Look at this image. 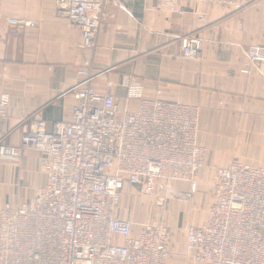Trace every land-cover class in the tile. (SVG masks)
Returning <instances> with one entry per match:
<instances>
[{"label":"built area","instance_id":"2783aa9c","mask_svg":"<svg viewBox=\"0 0 264 264\" xmlns=\"http://www.w3.org/2000/svg\"><path fill=\"white\" fill-rule=\"evenodd\" d=\"M114 1L57 0L58 13L80 30L92 56ZM252 1L160 0V5L178 12L191 2L241 10ZM180 44L185 58L200 56V37L183 36ZM92 59L78 70L85 80L72 89L67 118L46 122L32 116L19 144L0 143V160L20 163L36 151L46 174L28 199L0 206V264H168L174 251L164 215L140 221L135 210L124 208V198L135 189L164 208L179 195L171 182L187 183L195 193L206 168L212 203L202 223L186 226L189 256L199 264H264V164L235 159L209 166L199 140V105L166 100L161 90L148 97L140 83L129 85L122 105L112 80L105 91L90 81ZM263 64L264 45H252L240 72L252 75ZM10 107V95L3 93L0 119Z\"/></svg>","mask_w":264,"mask_h":264},{"label":"crops","instance_id":"0c3cea01","mask_svg":"<svg viewBox=\"0 0 264 264\" xmlns=\"http://www.w3.org/2000/svg\"><path fill=\"white\" fill-rule=\"evenodd\" d=\"M9 18L27 24L12 25ZM187 35L202 40L195 59L182 55L180 38ZM98 42L92 56L80 30L58 13L57 0H0V96L11 98L9 115L0 119V143L19 144L32 116L67 118L72 89L85 80L78 70L92 57L90 81L105 91L112 80L122 105L134 83L145 86L148 97L161 90L166 100L199 105L208 164H264V64L252 75L240 72L248 49L264 45V0L241 10L191 2L183 12L163 8L159 0H115L106 8ZM0 174V206L28 199L46 179L36 151L20 163L0 160ZM199 185L191 193L187 183L173 181L179 195L164 208L152 203L147 210L146 220L164 215L172 230L168 264H199L188 254L186 226L202 223L210 206L205 172Z\"/></svg>","mask_w":264,"mask_h":264},{"label":"rangeland","instance_id":"374dc122","mask_svg":"<svg viewBox=\"0 0 264 264\" xmlns=\"http://www.w3.org/2000/svg\"><path fill=\"white\" fill-rule=\"evenodd\" d=\"M159 2H160V0H159ZM208 165L212 166L210 164H208ZM203 172L206 173V177L209 181V178H210L209 168L202 170V172L200 173V176ZM199 187H200V185H199ZM199 187H198V190L196 192H198L200 190ZM131 193L129 195L127 194L126 197L124 198V201H123L124 208L127 209L129 207V208L135 210L137 219L140 221H145L146 219L149 218V214L147 212L148 208L150 207V205L152 203H157L158 200H157V198L149 197V196H146L144 194H141L135 189H132ZM207 198L209 200V204H211L212 203V196L209 194Z\"/></svg>","mask_w":264,"mask_h":264}]
</instances>
